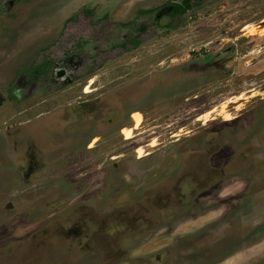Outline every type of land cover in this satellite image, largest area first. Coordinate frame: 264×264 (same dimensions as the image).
<instances>
[{
    "label": "rangeland",
    "instance_id": "rangeland-1",
    "mask_svg": "<svg viewBox=\"0 0 264 264\" xmlns=\"http://www.w3.org/2000/svg\"><path fill=\"white\" fill-rule=\"evenodd\" d=\"M168 2L0 0V264H264V0ZM144 187L159 239L82 250Z\"/></svg>",
    "mask_w": 264,
    "mask_h": 264
},
{
    "label": "flooded vegetation",
    "instance_id": "flooded-vegetation-1",
    "mask_svg": "<svg viewBox=\"0 0 264 264\" xmlns=\"http://www.w3.org/2000/svg\"><path fill=\"white\" fill-rule=\"evenodd\" d=\"M89 147H91V146H89ZM145 156H147V155L137 156V157H138V159H141L142 157H145ZM111 159H113V157H111ZM146 189H147L146 187L139 188V189L138 188L134 189L136 195L141 196V197L138 198V202H137L136 205L132 204V205H130L128 207H125V208L123 207L120 210L111 208L110 210H112L113 213L111 212L112 213V215H111L112 217H111L110 222L108 221V215L104 216L103 214L98 212V207H93L92 210H91V208H89L90 212L91 211L95 212L93 215L90 214V220L93 221L95 225H96V223H98L99 226H97V230H96V232H94L93 238H91V237H87L86 238L87 246H85V247L83 246V247H81V249L84 250V251H86V249H90L91 252H93V250H94L96 253H98V251L95 250V248H97L95 246L97 244H101V243L104 242V241H102V239L104 237H102V238L100 237L102 231H105V226H103L101 224L104 220H105L104 221L105 223H108V228H106V230H108L107 242L111 243L112 246H113V244L120 243L121 241L125 242L126 241L125 237L129 236L131 234L130 231H132V233H135V234L138 233L137 235H135V234L133 235V238H135V239H133L134 241L141 242V241L144 240L143 242H145V243L143 244L141 249L145 247L146 240H147V243H150V242H153V241L156 242V240H158L159 237L157 238L155 235H151V234H153L155 232V230H154V228L149 226L148 223L150 222V220H149L148 216L146 215V206H145V202H144L145 199H146L145 198ZM164 199L169 202V200L172 199V198H170L169 196H165ZM136 206H137V208H135ZM84 209H85V207L82 206L81 210L84 211ZM160 210H161V208H160ZM119 212H121V213H119ZM84 215L87 216V213H85ZM106 219H107V221H106ZM168 219H170V217H167V220ZM146 228L149 231L148 234H146ZM171 235H172V233H171ZM149 236H152V237H149ZM147 237H149V238L147 239ZM127 240H129V239H127ZM179 242H181V240ZM109 243H107V244H109ZM173 246H175V245H171V246L165 245V246H163V248L158 246L156 252L155 251L151 252V251L144 250L143 253L140 252L141 254L139 253L137 255H135L134 253L133 254L130 253L129 250H126V249H122L121 250L120 248H118L117 249V253H119V254L120 253L128 254L127 255L128 258L136 257L137 261L139 262L138 264H144L145 261L151 259L152 257L155 258V263L156 264H160L162 262L160 254L163 253V252H160V254H157V251L159 249H163L161 251H164V252L168 251L169 252V249L171 251L174 250L173 248H175V247H173ZM181 248H183V246H181ZM181 248H179V249H181ZM177 249H178V247H177ZM183 250H184V248H183Z\"/></svg>",
    "mask_w": 264,
    "mask_h": 264
},
{
    "label": "trees",
    "instance_id": "trees-1",
    "mask_svg": "<svg viewBox=\"0 0 264 264\" xmlns=\"http://www.w3.org/2000/svg\"><path fill=\"white\" fill-rule=\"evenodd\" d=\"M197 2L198 0H169L168 8L165 11V14L171 18L182 16L185 13H187L189 10H191L196 5ZM130 42L134 45H137L139 43V41L136 39H132L129 42L125 40L121 43V46L123 48H126L128 47V44ZM74 45H75V48L80 51L86 45H88V41L83 38H80L75 41ZM70 53L72 57H75L76 51L73 50ZM53 69H54V62L50 59H43L41 60L40 63L32 67H29L28 68L29 71L27 72V75H30L32 79H35L37 77H40V78L49 77Z\"/></svg>",
    "mask_w": 264,
    "mask_h": 264
},
{
    "label": "bare ground",
    "instance_id": "bare-ground-1",
    "mask_svg": "<svg viewBox=\"0 0 264 264\" xmlns=\"http://www.w3.org/2000/svg\"><path fill=\"white\" fill-rule=\"evenodd\" d=\"M249 26L250 25H248L246 27H249ZM255 32H256V29L252 27L250 29V33H253L254 34ZM260 32L264 33V27L260 29ZM133 117L135 118V129H136V128H138L139 124L142 122V119H143L142 118V114L140 112L136 111V112L133 113ZM230 117L231 116L229 114L226 115V118L227 119H229ZM123 132H124L126 138H131L134 135V128L131 129L129 127H125V128H123ZM152 145H154V142L152 143ZM142 148L143 147H139V149H138V151L140 153V156H144L146 154Z\"/></svg>",
    "mask_w": 264,
    "mask_h": 264
},
{
    "label": "crops",
    "instance_id": "crops-1",
    "mask_svg": "<svg viewBox=\"0 0 264 264\" xmlns=\"http://www.w3.org/2000/svg\"><path fill=\"white\" fill-rule=\"evenodd\" d=\"M264 26V25H263ZM261 28H263V27H261ZM260 33V29H259V32H257V35ZM260 35V34H259ZM261 35H263L264 36V33H262Z\"/></svg>",
    "mask_w": 264,
    "mask_h": 264
},
{
    "label": "water",
    "instance_id": "water-1",
    "mask_svg": "<svg viewBox=\"0 0 264 264\" xmlns=\"http://www.w3.org/2000/svg\"><path fill=\"white\" fill-rule=\"evenodd\" d=\"M1 12V11H0Z\"/></svg>",
    "mask_w": 264,
    "mask_h": 264
}]
</instances>
